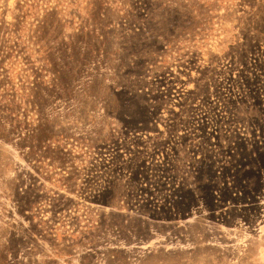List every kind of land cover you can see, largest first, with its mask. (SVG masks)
Returning a JSON list of instances; mask_svg holds the SVG:
<instances>
[{"label":"rangeland","instance_id":"rangeland-1","mask_svg":"<svg viewBox=\"0 0 264 264\" xmlns=\"http://www.w3.org/2000/svg\"><path fill=\"white\" fill-rule=\"evenodd\" d=\"M0 264H264V0H0Z\"/></svg>","mask_w":264,"mask_h":264}]
</instances>
